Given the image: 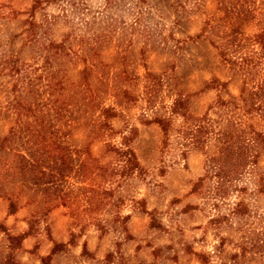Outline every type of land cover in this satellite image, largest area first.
<instances>
[{"label": "rangeland", "instance_id": "rangeland-1", "mask_svg": "<svg viewBox=\"0 0 264 264\" xmlns=\"http://www.w3.org/2000/svg\"><path fill=\"white\" fill-rule=\"evenodd\" d=\"M251 1L247 9L264 14L261 1ZM230 6V0H0V67L16 59L24 79L19 97L42 103L39 81L27 82L53 70L70 103L57 126L69 160L64 177L50 179L44 164L25 174L19 157L32 155L21 135L8 133L18 126L6 106L11 80L0 71V138H11L0 149V264H264V145L249 147L253 172L230 173L220 183L207 164L219 146L217 123H207L214 132L190 144L198 118L214 121L207 107L216 99L243 103V79L246 104L264 103V94L255 95L261 72L230 69L215 55L260 54L251 42L256 34L264 50L263 16L218 20ZM83 69L93 103L115 112L106 120L112 133L94 139L89 121L99 113L83 114V103H92ZM83 89L82 97L76 91ZM176 99L182 103L171 113ZM155 118L167 119L166 137ZM251 124L264 129V120ZM106 142L131 149L139 170L111 176L106 166L115 155ZM83 148L98 163L86 159L87 181L74 169L82 158L74 150ZM225 154L228 171L235 157ZM62 192L70 194L63 206L55 198Z\"/></svg>", "mask_w": 264, "mask_h": 264}, {"label": "trees", "instance_id": "trees-1", "mask_svg": "<svg viewBox=\"0 0 264 264\" xmlns=\"http://www.w3.org/2000/svg\"><path fill=\"white\" fill-rule=\"evenodd\" d=\"M259 1H261L260 5L264 6V0ZM230 2H232L233 6L224 7L222 9L223 15L218 18V20L221 22L243 21L241 19L248 14H255L261 17L263 16L264 18L261 8L257 12L247 9L250 6V3H253L251 0H230ZM209 27L211 26L208 24L204 27V29ZM251 42L258 47V49L261 51L260 54L253 52L252 54H244L239 56L238 59H233L229 58L228 54L224 53L223 49L217 50L215 55L218 57L221 64L230 69L235 68L236 71H244L246 73H248V71L251 69L256 73L261 72L263 78H260L255 86V95L256 98H258L259 95L264 94V50H261L262 40L260 34L254 35L251 39ZM0 68V71L6 70L2 74L3 77H8L11 80L9 92L12 94V96L6 102V106L7 109H9L14 114L15 124L18 126L16 131L12 127L9 128L8 133L11 136H13L15 133L21 135V137L24 138L23 144L26 146L27 150H29L30 156L32 155V158L29 159V161H26L24 156L19 157L21 158L23 164L19 165L17 169L21 171L24 170L23 173L28 174L30 172V167L36 168L44 164L45 167L48 168L47 170L50 179L61 180L64 177L63 171L68 170L69 160L66 156V149L61 146L58 140L60 133L57 126H59L61 118L63 117L67 108L70 106V103L64 99L65 97L62 93L64 87L57 77V72L53 70H46L42 72L43 70L41 69L40 73L35 76L34 79L29 80L27 82L29 86H32L34 80L39 81V87L42 88L41 94H44L46 98L42 103L40 101L26 103L19 97L16 91L20 83L24 81V79H22L20 76L16 59L14 57H8L3 61V66ZM85 75L86 69H83L81 80L85 86V91L88 92V96L91 98L92 103L89 101L87 103H83L85 104L83 114L94 112V110H97L99 113V115L95 116L94 119L89 121L90 124L95 125V130L92 137L94 139L101 136L103 132L109 131V133H112L110 130L111 128L108 126L106 120L110 117H114L115 112L110 107L102 108L98 107L96 103H93V90L91 89L88 81L85 79ZM244 86L245 80L243 79L239 91V96H241L240 98L243 102L242 104L233 102L232 99H216L212 105L207 107L208 110L214 109V121H207V119L202 116L197 119L199 123L193 127L192 132L190 133V144H194L197 142L198 135L211 134L214 132L213 130L210 131V129H208L207 123H217L216 136L219 146L217 147V153L208 159L207 164L209 163V166L213 170L216 169V172L218 173L209 167L212 175L216 176L218 179L217 182L220 183L223 181V179H225V177L227 178L230 173L232 174L231 176L237 177L242 171H246L247 169L248 173H250V171L253 172L256 163V156L249 152V147H254L258 144L264 145V129L255 130L251 124V119L253 118L264 120V103L258 102L246 104L245 98L242 96L246 91ZM84 89L76 91L77 94L80 92V96L83 97ZM251 90H254V88H251ZM181 103V99H176L172 104L170 110L171 113H177L179 108L177 105H181ZM52 120H55L57 123L52 124ZM154 120L160 126L162 135L166 137L168 124L167 119L155 118ZM78 123L79 122L76 124ZM64 124L68 128L75 125L74 123L73 125H68L70 124L69 121L65 122ZM227 127L230 128L228 132L226 130ZM66 132L67 130H65V133ZM8 135L0 138V149L5 148L7 143L10 144L9 141L11 138H9ZM125 139L126 137H121V142L123 144H125ZM123 144L120 143L117 146L113 143H104L107 150L115 155L113 162L108 163L106 166L109 169L111 176L118 175L119 171L120 176H122L123 173H125V175H127V173L131 174L134 170L138 169V162L135 158L134 152L125 145L123 146ZM84 148L74 150L75 153L82 154V158L77 159L74 169L77 173V177L87 181L91 177L87 178L82 173L87 166L86 159L95 162L92 163L93 167L97 161L94 158L88 157L87 151ZM226 151L232 152L235 157L232 162V167H230V169L227 168L228 171H225L224 169V166L227 165V161L224 159ZM184 153L185 152L181 151V154ZM107 168L104 169L107 170ZM13 169H15V166ZM97 169L101 170L103 168L99 167ZM52 171L55 172L53 173ZM39 175L40 177H35V180L40 179L41 175H43V172H39ZM261 186H263V183ZM94 190L95 189L93 187L90 188L87 194L92 193ZM68 196H70L69 193L62 192L56 195L55 198H58V200H60V203L58 204L63 206L66 204L64 199ZM13 203V198L8 197V209L12 207ZM237 205L238 204L235 206L237 207ZM55 206L56 204L51 205V207Z\"/></svg>", "mask_w": 264, "mask_h": 264}]
</instances>
